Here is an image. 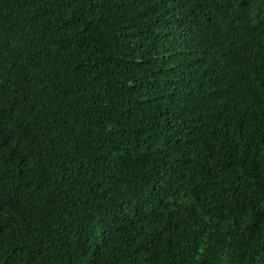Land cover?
Listing matches in <instances>:
<instances>
[{"label":"trees","instance_id":"obj_1","mask_svg":"<svg viewBox=\"0 0 264 264\" xmlns=\"http://www.w3.org/2000/svg\"><path fill=\"white\" fill-rule=\"evenodd\" d=\"M0 264H264V0H0Z\"/></svg>","mask_w":264,"mask_h":264}]
</instances>
